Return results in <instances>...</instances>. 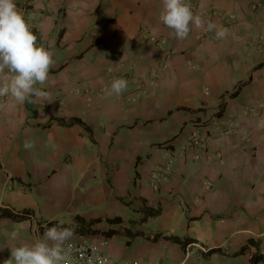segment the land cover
<instances>
[{
	"label": "crops",
	"instance_id": "0c3cea01",
	"mask_svg": "<svg viewBox=\"0 0 264 264\" xmlns=\"http://www.w3.org/2000/svg\"><path fill=\"white\" fill-rule=\"evenodd\" d=\"M27 1L56 64L49 99L0 111V213H26L0 264L62 221L111 264H264V0H185L223 40L175 38L162 0Z\"/></svg>",
	"mask_w": 264,
	"mask_h": 264
},
{
	"label": "clouds",
	"instance_id": "9594fccd",
	"mask_svg": "<svg viewBox=\"0 0 264 264\" xmlns=\"http://www.w3.org/2000/svg\"><path fill=\"white\" fill-rule=\"evenodd\" d=\"M162 7L160 21L179 40L187 39L193 28L215 32L218 40L226 39L229 34L227 28L205 22L185 0H162ZM37 40L15 0H0V111L50 98L51 93L43 86L49 81L56 61L53 53L38 45ZM127 88L128 81L118 78L111 82L108 92L119 96ZM34 146L27 140L24 143L26 150ZM63 224L62 221L60 226L47 227L43 238H37L32 244L10 248L11 258L4 264H74L71 242L75 239V228ZM94 259L104 264L99 257H88L87 264H94Z\"/></svg>",
	"mask_w": 264,
	"mask_h": 264
},
{
	"label": "built area",
	"instance_id": "2783aa9c",
	"mask_svg": "<svg viewBox=\"0 0 264 264\" xmlns=\"http://www.w3.org/2000/svg\"><path fill=\"white\" fill-rule=\"evenodd\" d=\"M28 9V1L25 2L22 7L19 8L24 13V17L26 19V10ZM193 10L195 7L192 8ZM29 23V21L26 19ZM32 30V29H31ZM20 215H25L26 213H18ZM73 247V262L74 264H87L88 257H99L104 261V264H111L109 256L106 254V249L109 245V240L105 236L94 238L90 241L83 240L78 242H71ZM195 245L193 243H188L187 247ZM93 249H95V253H93ZM94 264H99V260L94 259ZM123 264H145L138 260H127ZM159 264V263H152Z\"/></svg>",
	"mask_w": 264,
	"mask_h": 264
},
{
	"label": "trees",
	"instance_id": "16d2710c",
	"mask_svg": "<svg viewBox=\"0 0 264 264\" xmlns=\"http://www.w3.org/2000/svg\"><path fill=\"white\" fill-rule=\"evenodd\" d=\"M0 216H7V217H12V218H14V219H16V220H20L21 218H23L22 216H24V215H21L20 217H18V216H16V215L12 214V213L9 212V211H2V212L0 213ZM89 223H90L89 225H92V224H95V223H97V222H96V221H90ZM51 224H52V223H50L49 225H47V227L50 226ZM82 224H84V223H82ZM52 225H55V224H52ZM47 227H46V228H47ZM69 227H70V226H69ZM75 231L82 232V233H86V232L83 231L82 228H80L79 230H75ZM87 232L92 233V234H97V233H98L97 231H92V232L87 231ZM170 238L173 239L174 241H178V242H180V240H179L178 238H176V237H170ZM191 241H192V240H187V241H185V242L183 243V246L185 247L188 243H191Z\"/></svg>",
	"mask_w": 264,
	"mask_h": 264
}]
</instances>
